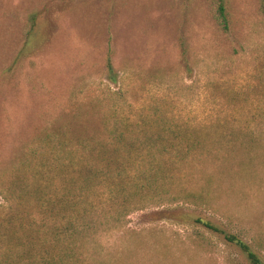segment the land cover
I'll return each mask as SVG.
<instances>
[{"label":"rangeland","instance_id":"374dc122","mask_svg":"<svg viewBox=\"0 0 264 264\" xmlns=\"http://www.w3.org/2000/svg\"><path fill=\"white\" fill-rule=\"evenodd\" d=\"M225 2L229 34L211 0H0V173L49 123L56 131L99 130L100 95L118 97L122 112L164 103L184 122L206 125L190 131L218 135L207 146L212 156L193 161L181 184L200 191L204 174L213 173L212 204L186 199L133 211L125 228L103 235L119 264H251L198 218L256 250L253 236L264 245V131L251 177L218 165L222 131L246 120L264 126V0ZM109 54L118 83L107 77ZM236 91L246 100L235 105Z\"/></svg>","mask_w":264,"mask_h":264},{"label":"trees","instance_id":"16d2710c","mask_svg":"<svg viewBox=\"0 0 264 264\" xmlns=\"http://www.w3.org/2000/svg\"><path fill=\"white\" fill-rule=\"evenodd\" d=\"M211 4L219 29L231 33L225 0H211ZM40 14L32 13L25 36L31 35ZM106 66L109 80L118 83L110 54ZM118 100L109 94L95 98L101 114L99 130L56 131L49 123L1 171L0 264H119L105 252L103 235L125 228L133 211L186 199L212 204L206 196L213 193L209 191L213 173L204 174L200 191L181 184L193 161L212 156L207 146L218 136L216 132L207 127L190 131L206 125L184 122L163 108L164 103L153 101L143 105V111L122 112ZM232 100L236 105L246 98L236 91ZM241 123L246 125L222 131L224 156L218 165L251 177L256 159L263 156L258 131H264V126L253 128L250 120ZM197 222L224 234L251 264H264L260 237L253 236L261 246L256 250L214 223L202 218ZM191 236L197 240L199 233Z\"/></svg>","mask_w":264,"mask_h":264}]
</instances>
